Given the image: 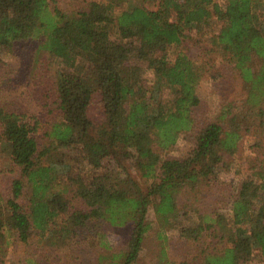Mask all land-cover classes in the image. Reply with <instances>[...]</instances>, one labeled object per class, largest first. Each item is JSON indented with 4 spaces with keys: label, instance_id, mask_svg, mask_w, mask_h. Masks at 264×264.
Wrapping results in <instances>:
<instances>
[{
    "label": "trees",
    "instance_id": "trees-1",
    "mask_svg": "<svg viewBox=\"0 0 264 264\" xmlns=\"http://www.w3.org/2000/svg\"><path fill=\"white\" fill-rule=\"evenodd\" d=\"M144 1L63 10L50 0H0V73L4 55L26 41L33 60L47 53L62 64L42 84L40 114L0 92L1 148L19 168L0 196V264L33 232L51 256L28 252L17 264H62L54 252L72 258L85 239L96 253L66 264H137L150 232L159 240L151 264L264 262V159L238 188L222 177L247 137L256 153L264 149V0ZM193 31L208 41L202 61L180 47ZM212 57L233 63L246 96L197 125L196 87ZM28 78L7 74L0 89ZM183 133L195 138L191 155L164 158L157 147L168 150ZM115 161L151 179L147 189L130 175L127 186L111 182ZM103 225L129 226V236L116 243ZM171 230L184 244L181 259L170 255Z\"/></svg>",
    "mask_w": 264,
    "mask_h": 264
},
{
    "label": "rangeland",
    "instance_id": "rangeland-1",
    "mask_svg": "<svg viewBox=\"0 0 264 264\" xmlns=\"http://www.w3.org/2000/svg\"><path fill=\"white\" fill-rule=\"evenodd\" d=\"M92 0H50L51 6L58 7L63 10H73L80 7H85L87 3ZM134 2H141L142 0H132ZM224 2V0H219ZM150 7H155L159 1L155 0H145L144 1ZM126 4L124 3V6ZM219 25V23H218ZM187 37L182 43L181 50L188 53L192 58L202 61L203 57V45L207 41L197 36L196 31L187 32ZM208 43V41L206 42ZM33 42L26 41L19 43L18 51L16 53L5 54L4 60L7 62L0 73V77L4 79L7 74L12 75L13 73H22L28 76L29 80L27 83L17 84L16 82L12 84V88L3 91L1 87L0 92L4 95H9L16 104L20 107L19 109L28 112L29 114H40L42 100L40 93L43 87V82L47 81V77H55L58 70L62 69V64L60 60L53 57L50 54L42 53L39 59L33 60ZM178 49L169 47L167 50L168 55L171 58L176 56ZM222 58L214 59L216 65L213 67L212 71L209 72L204 79L197 85L196 91L200 98V104L197 107L196 119L197 125L206 123L215 119L216 115L220 112L223 103L234 101L236 103H241L246 96V90L244 88L243 82L237 73L233 70V63L224 60ZM147 66L146 63H142ZM32 73V76H29ZM16 75V74H15ZM149 77L152 76L151 71H147ZM1 83V82H0ZM1 127H0V140H1ZM252 137H247L245 144L240 148L238 156L234 159L235 162L233 166L226 170L222 174L224 182L231 186L232 188H238L242 182L249 178L252 174V167L255 165L256 159H264V149L256 153L254 148L251 147ZM195 147V138L192 137L190 133H183L179 137L176 144L172 145L168 150H162L157 147L158 152L164 158L177 157V158H187L191 155ZM108 166V165H107ZM113 171L110 177L111 182H122V185L127 186L130 182L127 179V175H130L132 179L137 181L143 190H146L151 183V179L142 178L138 172L135 171L133 166L129 163L125 166H119L115 161L112 165L108 166ZM125 168L127 170H125ZM19 174V168L12 165L8 155L2 151L1 141H0V196L7 197L10 193L13 179ZM192 197H196L195 193ZM180 201H184V195L181 196ZM212 203V202H211ZM210 199H206L204 205L209 207L211 205ZM228 212V209L223 210ZM149 217L151 220H155V214L153 210L150 211ZM103 230L110 233L112 239L116 243L124 242L129 236L130 227H110L103 225ZM170 245L169 252L173 258L181 259L184 250V244L182 243L179 232L177 230L169 231ZM159 240L156 238L155 233L150 232L146 237L144 247L141 251L140 259L137 264H151L154 259L155 254L159 250L158 246ZM96 246H98L97 241H95ZM92 243L88 239L83 240V245L77 247V251L73 252L72 258L70 256L65 257L66 253H55V260H60L62 264H66L67 258H71L79 262L81 259L83 262H87L88 258H91L93 253H96L95 249H92ZM91 253L89 254V252ZM28 252L42 253L50 255L49 251L39 247L37 244V235L35 232L32 233V238L29 244L17 243L16 245H11L7 250V257L5 264H17L20 260L28 254ZM51 256V255H50ZM242 264H264L260 257H254L249 262H244Z\"/></svg>",
    "mask_w": 264,
    "mask_h": 264
}]
</instances>
